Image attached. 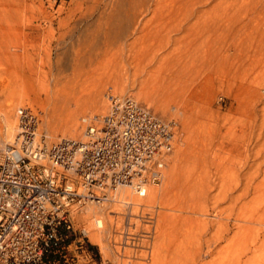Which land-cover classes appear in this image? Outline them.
Listing matches in <instances>:
<instances>
[{
  "label": "rangeland",
  "instance_id": "rangeland-1",
  "mask_svg": "<svg viewBox=\"0 0 264 264\" xmlns=\"http://www.w3.org/2000/svg\"><path fill=\"white\" fill-rule=\"evenodd\" d=\"M111 3L0 0V112L10 109L15 119L20 106H31L46 131L50 107L59 102L57 116L65 105L76 109L75 137L82 138L81 117L105 113L104 94L125 95L113 76L121 71L133 74L126 95L178 123L157 185L168 188L155 208L131 216L137 231L149 230L145 218L158 209L154 236L121 252L113 243L118 227L104 254L88 235V255L54 256L57 264H264V0H156L140 16L141 29L128 36L131 52L109 47L76 77L57 81L58 66L72 73L87 37L118 28ZM157 77L168 87L148 90ZM100 88L105 104L88 107L83 101ZM141 90L150 101L138 97ZM63 133L48 134L70 135ZM89 221L75 218L76 227Z\"/></svg>",
  "mask_w": 264,
  "mask_h": 264
},
{
  "label": "built area",
  "instance_id": "built-area-1",
  "mask_svg": "<svg viewBox=\"0 0 264 264\" xmlns=\"http://www.w3.org/2000/svg\"><path fill=\"white\" fill-rule=\"evenodd\" d=\"M107 99L105 113L81 118L82 138L52 140L38 111L17 109L16 136L0 147V264H57L54 256L88 255V233L76 227L73 214L119 187L142 194L147 184L162 181L177 121L131 96L110 93ZM146 219L150 230L137 231L136 222L125 220L116 244L151 238L154 217Z\"/></svg>",
  "mask_w": 264,
  "mask_h": 264
},
{
  "label": "bare ground",
  "instance_id": "bare-ground-1",
  "mask_svg": "<svg viewBox=\"0 0 264 264\" xmlns=\"http://www.w3.org/2000/svg\"><path fill=\"white\" fill-rule=\"evenodd\" d=\"M102 1L105 4H108L109 2L112 1L110 6L113 5V7H115V11H116V12L114 11L115 15H118L120 17V22L114 26V28L115 27H118V28L116 30H112V28L107 27V30H102L101 32L94 35L93 37H90V38L87 37L86 42H88L87 43L88 48L86 47V49L84 51L78 52V54H76V56L74 57V63L75 64L73 63V67H72V71H71L72 73H70V74L65 73V70L67 69L68 65H67V67H66V65H63V67L58 66L59 70L55 74V78L57 81L61 80V79H65L69 75H71L69 78L76 77L77 73H79V70H82L85 67L86 61L92 62L95 58H97L102 53H106L108 51L109 47L110 48L118 47V50H120L121 52L122 51H124L126 53H128V51L131 52L132 44H130L127 41L128 36L131 34H134L139 29H141L143 21L140 20L141 19L140 16L145 11L147 12L150 9V7L152 6V3L156 0H111V1L102 0ZM170 1L172 3L171 5H175L179 1H181L183 3H188V2H201L202 0H170ZM103 7H105V6H103ZM105 9H106V7H105ZM111 10H113V8ZM86 12L88 13V10ZM103 14H104V12H103ZM108 14H110V13H108ZM115 15L113 14L112 16L111 15L110 16L112 18ZM112 27H113V25H112ZM63 72H64V74H62L60 76V74ZM132 75L133 74H131V73L129 75L128 73L121 72V71L118 73H115L113 75L116 77V79L118 78L117 80L119 82L117 81L118 82V83H116L117 86H119L118 84H120L122 86V89L125 92V95L123 94L121 96H131V95H126V93L129 92L131 90V88L133 87L131 82L127 81L128 76L132 77ZM115 77L112 81L113 83L115 82L114 80H116ZM163 78H166V77L163 76ZM163 78L159 77L156 80V82H154V84H152V87L150 86L151 84L149 85L148 82H147L148 85L147 84H145V85H147V88H148V86L151 87V88H148V90L151 89V91H153V92H160L165 87H168V84L166 85L165 80H161ZM154 80L155 79H153V81ZM153 81H150V82H153ZM108 82H106V83H108ZM144 82L146 83V80H144L142 82V86H143ZM106 83H104V84H106ZM116 84L114 83L115 86H116ZM115 86H114V88L111 87L112 89H114V91L116 88L119 90V88L121 87L120 86L119 88L118 87L115 88ZM104 87L105 86L103 85V88ZM145 87L143 86V88H145ZM103 88H100L93 95L91 94V96L89 97L90 99L88 101L85 102V100H84L83 102L85 104H87L88 107L93 106L95 108L98 106H101L102 104H105L106 100L103 98V95H102ZM123 90H122V92H123ZM104 96H108V94L107 95L104 94ZM131 97H133V96H131ZM138 97L146 98L144 90H141V92L138 93ZM149 99L150 98H148V97L146 98V100H149ZM58 103H54L55 105L54 104L52 105V103H51V105L53 106V108L50 107L51 108L50 110L53 109V111H51V112L48 109H46L47 107L44 108V109L48 110L50 113L53 112V114H51V115L47 114V117L45 119L46 126L48 128L46 130L47 134L49 133L50 136L51 135L55 136L56 133L62 131L64 133H70L69 136L65 135L63 133L64 135H62V137L76 138L75 135L78 133L77 132V131H79L78 127L80 125L79 124L77 126L78 121H76L77 120L76 118H78V117H77L76 109H72L69 106L65 105V107L63 106L65 109V111H63L64 113L61 111L62 113L60 112V114H58V116H57V113H59L57 111H59V110H57L56 104H58ZM59 105L60 104H58V107H59ZM12 108H13V106H12ZM100 108H102V107H100ZM41 112H43V111H41ZM11 113L12 112H10V109L0 112V147L1 148L5 147L6 144L12 142L14 137L16 136V133H17L16 118L12 119ZM96 114H98V113H96ZM81 127L83 128L82 125H81ZM41 129H42V127H41ZM82 136H83V134H82ZM55 139H52V140H55ZM182 145H183V143H182ZM184 146H185V144H184ZM182 148H183V146H182ZM167 161H168V159H167ZM166 165H167V163H166ZM165 168H166V166H165ZM175 168H176V166H175ZM165 174H166L165 169H163L162 181L165 178ZM162 181L160 183H149V184H147L145 186V191L142 194L136 193L135 191L131 190L129 187H125V186L119 187L116 190L115 194L111 198H108L107 200H105L101 203L88 202V204H86L84 207H82V212H81L82 214L77 215L75 212V214H73V215L75 218L81 217V219L90 220L88 223V227L84 226L85 231L90 236V239L94 243L99 245L101 252L104 254H106V253L108 254L107 249L110 246L108 245V242H106V240H109L112 230H113V232H115V229H117L119 227L120 228V231L118 233V235H119L123 231V228H124L122 226V224H118V220H117V218L119 216L118 214L122 213L121 215H122L123 220H124L122 223H124V222H126L125 221L126 219L131 220V218L133 217L132 215H134V214L138 215L137 213H140V212H137L138 210L143 211L145 209V207H148V206L150 208L151 207L155 208L157 206L156 203L162 198V196L164 195V192L168 188V186L165 185V182H164V185L166 187H164V185H163V187L157 186V185L161 184ZM122 211L126 212L125 217L123 216ZM157 211H158V209L157 210L154 209V213L156 214V215H154L155 217L153 216L154 217V225H153L154 227H155L156 221H157ZM150 214H152V213H150ZM139 217H140L139 219L143 220L142 214H140ZM120 221H122V220L120 219ZM147 226H149V225H147ZM152 236H154V235H152ZM118 239H119L118 242H121L120 241L121 240L120 235L118 236ZM113 243L116 244L117 242H115L113 240ZM133 245H136V244L130 243L129 241H123L122 244L119 246L121 247V252H125L126 248H131V247H133ZM127 246H131V247H127Z\"/></svg>",
  "mask_w": 264,
  "mask_h": 264
},
{
  "label": "trees",
  "instance_id": "trees-1",
  "mask_svg": "<svg viewBox=\"0 0 264 264\" xmlns=\"http://www.w3.org/2000/svg\"><path fill=\"white\" fill-rule=\"evenodd\" d=\"M93 247V246H92Z\"/></svg>",
  "mask_w": 264,
  "mask_h": 264
}]
</instances>
